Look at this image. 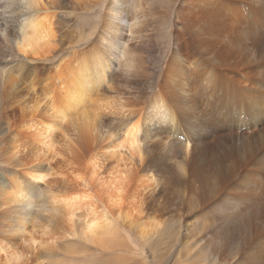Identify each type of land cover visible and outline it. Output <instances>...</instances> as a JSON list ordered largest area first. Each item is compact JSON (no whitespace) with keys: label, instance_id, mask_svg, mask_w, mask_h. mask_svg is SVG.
<instances>
[{"label":"bare ground","instance_id":"6f19581e","mask_svg":"<svg viewBox=\"0 0 264 264\" xmlns=\"http://www.w3.org/2000/svg\"><path fill=\"white\" fill-rule=\"evenodd\" d=\"M174 1L0 0L7 264H67L92 250L132 264L126 254L142 251L127 245L128 183L141 174L151 182L138 206L147 214L169 182L156 170L169 162L174 181L197 184L199 196L206 190L230 210L225 221L244 231L247 253L264 264V0H181L172 25ZM160 23L169 53L152 56ZM21 27L47 43L25 54ZM206 93L211 109L191 124ZM153 224L141 222V246L162 244L173 230L162 235L166 223ZM187 250L184 264H209L202 245Z\"/></svg>","mask_w":264,"mask_h":264},{"label":"rangeland","instance_id":"374dc122","mask_svg":"<svg viewBox=\"0 0 264 264\" xmlns=\"http://www.w3.org/2000/svg\"><path fill=\"white\" fill-rule=\"evenodd\" d=\"M180 3L181 0H175L172 6L168 9V21L172 25H174V22L176 21V18L174 17L178 7L180 6ZM99 13L100 11L96 9L93 15L96 16ZM9 25L10 24L8 23L7 26ZM75 25H73V28H77V23ZM157 25L158 24L155 23L154 26ZM164 26L166 25H161L160 23V28L158 30L161 40V45H159L160 48L149 44L151 46L150 54L152 56L158 55L160 50L166 53V55L169 53L168 48L170 46L164 42L167 40L168 43V40L170 39L168 36L167 38L163 39L165 33ZM149 27V30L153 29L151 25ZM157 39L158 38H156V41H159ZM168 58L169 57L167 56L166 60ZM206 73V70L201 68V72L196 76L198 78H203L205 77ZM186 76L191 86L190 73H188ZM201 95H204V92ZM207 100L208 95L206 93L205 103L198 108L201 111L199 110L196 114L188 117L187 121H189L191 124H195L197 122V118H199V114L202 111L207 112V109H211V107L209 105L207 106L206 104ZM215 107L216 106H213L212 108ZM211 125L216 124L213 122ZM1 126L5 125H0V129ZM1 131L2 130H0V132ZM176 160L181 161L182 157H177ZM170 165L171 162L167 163V165L163 163L156 170V174L159 178H166L169 180V182H166L157 188V193L153 202L154 209L150 210L147 214H140L138 206L140 205L142 199L140 192L143 188L151 186V182H147L146 174H141L139 178H134L132 176L128 183V189L130 190L127 201L123 207L124 216L127 217V219H125V223L127 224V236H132V239L133 236L137 238L136 244L142 251V254L140 253L141 256L138 255L137 257H134L132 254H126L125 263L129 261V259L131 260V258H135V260L130 261L132 264H162V262L163 264H184V262H186L185 260L190 262V259L185 256V252H188V247L195 245L196 249L198 245H202L203 254L209 257V264H256V259L246 251L247 237L244 231L240 230L239 226H237L234 222L225 221V216L226 214L230 213V210L228 208H220L216 203H214L210 192L206 190H202V195L199 196L198 193L200 191L198 190L197 184L190 185L185 180H181L179 182L174 181L176 168L173 169ZM4 175H6V168L0 161V179H3L4 182H6ZM101 210L107 212V214L110 216L112 208L103 204ZM3 212L4 210L1 208L0 202V214ZM141 222H143L145 225H149L150 227L154 225V222H165L166 225L161 229L162 235L166 234L170 229H173L170 232V235H172L171 237L170 235L165 236L162 240V244H159L158 242L148 243V245L152 244V248L149 250L148 245L147 247L141 246V243L148 238V229L142 228ZM170 225H173V227L170 228ZM26 229L29 232L35 231V229L31 227H26ZM157 231L158 230L150 232L148 236H152ZM156 237L157 235L154 234L152 236V240H155ZM206 237H208L209 240L206 239ZM171 238L172 240H170ZM190 238L195 239L192 240ZM211 239H217V241L213 242L212 240L211 242ZM165 240L167 241L164 242ZM197 240H199V242H197ZM19 242L20 241L17 239L14 244L18 246ZM12 245L13 244L11 243L10 239L6 237L0 238V264H7V261L12 254V251L8 247ZM152 252H156V254H158V256L156 255V260L158 259V261L153 262ZM181 252L182 256H184V259L180 257ZM175 257L179 262L176 261ZM177 257L181 260H179ZM104 261H107L108 264H111L113 260L109 256L105 255L100 261L96 262L89 255H87V258H84V255L80 254L78 256L75 255L71 260H66L65 262L67 264H104ZM189 264L193 263L191 262Z\"/></svg>","mask_w":264,"mask_h":264},{"label":"clouds","instance_id":"9594fccd","mask_svg":"<svg viewBox=\"0 0 264 264\" xmlns=\"http://www.w3.org/2000/svg\"><path fill=\"white\" fill-rule=\"evenodd\" d=\"M19 33H20L19 45L21 47V50L25 54H27L28 50L34 49L44 43H47V40L32 34L27 27H21L19 29ZM13 264H16V261H13ZM21 264H23L22 258H21Z\"/></svg>","mask_w":264,"mask_h":264},{"label":"crops","instance_id":"0c3cea01","mask_svg":"<svg viewBox=\"0 0 264 264\" xmlns=\"http://www.w3.org/2000/svg\"><path fill=\"white\" fill-rule=\"evenodd\" d=\"M137 238L136 237H134L133 236V239H132V236H128L127 237V245L129 246V247H131V248H133V249H135L133 252H134V254L136 255L137 254V250H136V248H137ZM86 245L87 246H89V247H95L94 245H92V244H90V243H86ZM110 250H108V251H105V252H103V253H107V252H109ZM87 254H92V259L94 260V261H96V262H98V261H100L101 259H102V257L103 256H105L106 254H98V252H96V251H94V250H92V251H89V253H87ZM84 258H87V256L86 255H84ZM104 264H107V261H104Z\"/></svg>","mask_w":264,"mask_h":264}]
</instances>
